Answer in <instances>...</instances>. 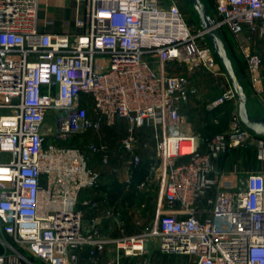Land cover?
<instances>
[{
  "label": "built area",
  "instance_id": "obj_1",
  "mask_svg": "<svg viewBox=\"0 0 264 264\" xmlns=\"http://www.w3.org/2000/svg\"><path fill=\"white\" fill-rule=\"evenodd\" d=\"M74 1L76 31L51 32L40 27V0H0V264H99L111 244L105 264H148L133 258L149 251L150 236L162 253L187 258L164 264H264V171L217 164L240 146L264 159V140L244 126L235 90L209 105L235 103L226 132L204 140L184 126L183 106L198 86L182 69L217 71L205 32L188 24L179 0ZM213 1L217 27L264 35V0ZM242 47L261 92L262 58ZM118 121L127 125L119 145L126 182L143 159L138 134L150 135L161 194L155 230L108 239L86 228L89 202L80 196L99 186L91 161L106 165L112 152L88 137ZM52 135L84 143L47 147Z\"/></svg>",
  "mask_w": 264,
  "mask_h": 264
},
{
  "label": "rangeland",
  "instance_id": "obj_2",
  "mask_svg": "<svg viewBox=\"0 0 264 264\" xmlns=\"http://www.w3.org/2000/svg\"><path fill=\"white\" fill-rule=\"evenodd\" d=\"M205 1V0H204ZM208 5H210L211 15L216 19H219L214 6V1L206 0ZM179 5L182 11L185 14V17L188 21V24L196 31L201 30L199 26V15L193 11L189 4H186L184 0H179ZM40 9V5H39ZM214 9V10H213ZM70 15V16H69ZM68 17L70 19L74 18V15L69 13ZM221 29V28H220ZM222 34L225 36L229 44L232 46L231 48L234 50V54L236 55L240 72L244 76L248 78V66L243 54V47L241 45L242 42L249 40L251 42V49L255 51L257 54L260 55L262 60L264 61V35L259 33L254 34H246L240 37L234 36L228 29L224 28L221 29ZM202 43H206L208 45V39L206 34L201 38ZM209 46V45H208ZM210 47V46H209ZM211 48V47H210ZM212 50V49H211ZM219 71H223L222 67L219 63ZM181 69V68H179ZM179 69H173V71H180ZM182 72H185L182 69ZM248 82V81H247ZM207 86V85H206ZM210 88V87H209ZM246 89L248 93H251V89L249 86V82L246 83ZM200 97V94L194 96V100ZM257 101V100H256ZM195 104H198L200 107L201 99L198 101H194ZM234 103V102H233ZM207 104V103H206ZM252 107L257 105L259 107V103H252ZM207 106V105H206ZM263 106V105H262ZM235 107V108H234ZM232 108H229V113L232 115L236 112V105ZM54 116L55 114L51 112L47 118V126H52L54 124ZM206 133L210 131L212 135V127H204ZM219 132V131H217ZM90 136L88 137L89 140H94L95 142H105L108 143L112 149L111 157L109 162L106 165H103L98 159L92 160L93 166L100 170L102 173L101 175V184L106 185V193L107 197V204L95 207L94 209H90V214L84 219L86 221L85 224L86 228L89 229L91 226L95 224L94 220H91L94 217H98L99 213L103 212V209H107V217L104 221L101 222L100 229L103 232L104 236L108 239H116L123 235H137V234H149L153 230L156 229L155 223L157 221V204L158 198L161 194V182L162 178L159 177L158 173L151 172V164L155 162L153 158V146H154V139L150 135H146L144 133L138 134V146L140 153L142 154V162L140 164L139 169L136 171L137 176L133 178L131 175V180L126 182L125 180V173L121 167L122 160L119 157L120 149L119 145L124 136L127 134V125L123 122H119L115 125L109 126L107 124H103L99 132H91ZM209 134V133H208ZM71 143L82 145L84 140H82L79 136L73 135L71 137L58 139L55 136H49L47 141V147L50 145H59L64 147L66 145H70ZM241 150L245 151L243 147H238ZM237 148V149H238ZM247 152V151H246ZM239 154L242 157L245 155L241 152ZM252 156V155H251ZM235 158V157H234ZM232 157V159H234ZM253 157H247L244 161L246 166L254 168L255 161L252 160ZM242 163V162H241ZM240 163V164H241ZM259 163V162H258ZM125 173V174H124ZM133 173V171H132ZM135 173V172H134ZM152 173V174H151ZM151 174V175H150ZM144 182V183H143ZM117 197L115 198V196ZM99 208V209H98ZM94 212V213H93ZM155 228V229H154ZM155 237L150 236V243H149V250L154 252L155 257H160L161 261L167 262H177V261H186V256L178 255V254H171V253H162L159 250L158 244L155 242ZM108 247L114 248L111 245ZM114 252V250H113ZM147 255H150V251L140 255V257L145 259ZM157 259V258H156ZM137 261V259H134ZM36 264H42L39 261H35Z\"/></svg>",
  "mask_w": 264,
  "mask_h": 264
},
{
  "label": "crops",
  "instance_id": "obj_3",
  "mask_svg": "<svg viewBox=\"0 0 264 264\" xmlns=\"http://www.w3.org/2000/svg\"><path fill=\"white\" fill-rule=\"evenodd\" d=\"M205 2L208 4L206 0ZM208 6L210 8V5ZM75 9H76V4L74 0H40V9H39L40 27L45 31H51V32H75L76 31L75 21H74L75 13H76ZM69 13L74 15L73 19H71V17L69 19L68 17ZM222 36L228 45V52L230 54L233 65L235 66V70L237 72L238 71L240 72L239 62H238L236 55L234 54V50L231 48L232 46L229 44L225 36L223 34ZM208 45L210 46L209 42H208ZM241 45L249 46L250 48L252 46L249 40L242 42ZM214 57L216 59L217 66H219V63H220L223 71H219L220 70L219 68H217L216 69L217 71L215 72L206 70L204 68H198L192 71L185 70V72L189 74L192 77V79L195 81V83L197 84L198 94H200V97L196 98L195 100L193 97L191 98L189 102L184 104L183 106V114L185 118L184 126H185L186 131L190 133H200L201 136L203 135L202 136L203 139L206 138V136L209 137L207 138V140L212 138L214 135L218 133L226 132L229 129V126L231 123V115L229 113L230 111L229 108H231V111H232V108L235 106V103H233L232 101H229L215 109L209 108L210 103L213 100L220 97L227 87L230 86L233 88L231 78L228 72L223 68L221 60L215 54H214ZM260 72L262 76V90H260L261 92H258L257 89L254 87L249 73H248V78H247L246 76L242 74V72H240L243 76V80L241 79L240 83L242 84L245 94L247 96L246 106H247V110H248L250 117H256L258 115L264 117V61L263 60H262V66H261ZM247 81L249 82L251 93H248V90L246 89V83H248ZM236 97H237V94H236ZM200 99H201L200 107H198L199 103L195 104L194 101L199 102ZM237 101H238V98H237ZM253 102L254 103L258 102L259 107L257 105H254V107H252ZM204 127L206 128L212 127L211 129V131L213 132L212 135L210 134V131H208L209 134L204 132L206 131ZM250 132L252 133L255 139L264 140V137L258 136L252 131ZM201 149L204 151L207 149V146L205 143L202 144ZM244 149L245 151L243 152V151H239L241 150L240 148L238 149L233 148L227 154L221 156L220 160L217 163L218 168L222 171H231V172H238V173L247 172V171H264V159L259 158L258 149L254 146H249L248 148H244ZM239 152L243 153L245 157L241 158V155L239 154ZM249 154H250V157H253L252 160L256 162V164H254L253 166L254 168L249 167V165L247 167L244 161H242V160H245L247 157H249ZM232 157L233 158L235 157V158L232 159ZM94 160H97V158H95ZM104 189L106 190V185L105 184L102 185L100 181L98 188L86 189L85 191L81 193V196H80L81 201L83 202L84 200H87L89 202L88 206L83 207L84 219L88 216V214H90V209L92 210L97 206H99L100 208V206L102 205L105 206V204H107L108 200L106 197V193L104 192ZM105 213H107L106 208L103 209L102 213H99L98 217L96 216L91 219L95 221L94 225L98 228L100 232H101V229H100L99 223L101 224V222L104 221V219L107 217ZM84 224H86L85 220H84ZM88 224L89 223H87L86 225ZM137 235H142V234H137ZM128 236H136V234L135 235H123L118 238H123V237H128ZM113 250L114 248L107 247L106 250L102 252V254L100 255L99 264H105L110 259H112L113 256L115 255V250L114 252ZM149 251H150V255H147L146 257V258H149L148 264L166 263L165 259L164 261H161L162 259L160 257L159 258L155 257L154 252L152 253L151 250ZM86 256H87V251L84 250L81 253V257L85 259ZM134 259H137V262L138 261L144 262V258L142 259L141 257H135L133 258V261H135ZM125 260L127 261L126 258Z\"/></svg>",
  "mask_w": 264,
  "mask_h": 264
},
{
  "label": "water",
  "instance_id": "obj_4",
  "mask_svg": "<svg viewBox=\"0 0 264 264\" xmlns=\"http://www.w3.org/2000/svg\"><path fill=\"white\" fill-rule=\"evenodd\" d=\"M193 11L199 15V26L205 32L210 43L212 52L221 60L223 68L228 72L233 88L238 98V114L243 124L253 133L264 137V117L258 115L250 117L247 110V96L240 83L243 80L242 74L235 70V66L228 52V45L225 42L221 29L217 27L216 19L211 15V10L204 0H184Z\"/></svg>",
  "mask_w": 264,
  "mask_h": 264
},
{
  "label": "trees",
  "instance_id": "obj_5",
  "mask_svg": "<svg viewBox=\"0 0 264 264\" xmlns=\"http://www.w3.org/2000/svg\"><path fill=\"white\" fill-rule=\"evenodd\" d=\"M202 136H203V135H202ZM207 138H209V137L206 136V138H204V140H207ZM138 169H139V168H138ZM138 169H137V170H138ZM137 170H134V171H133V173H132V174H134V175H133V178L137 176V172H136ZM134 172H135V173H134ZM132 174H131V175H132ZM116 197H117V195L115 196V198H116Z\"/></svg>",
  "mask_w": 264,
  "mask_h": 264
}]
</instances>
